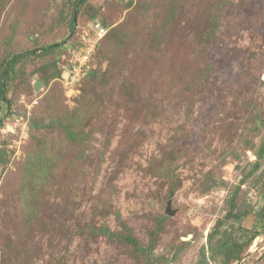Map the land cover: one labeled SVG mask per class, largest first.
Returning <instances> with one entry per match:
<instances>
[{
    "label": "rangeland",
    "instance_id": "rangeland-1",
    "mask_svg": "<svg viewBox=\"0 0 264 264\" xmlns=\"http://www.w3.org/2000/svg\"><path fill=\"white\" fill-rule=\"evenodd\" d=\"M74 1L0 0V264H264V0Z\"/></svg>",
    "mask_w": 264,
    "mask_h": 264
},
{
    "label": "trees",
    "instance_id": "trees-1",
    "mask_svg": "<svg viewBox=\"0 0 264 264\" xmlns=\"http://www.w3.org/2000/svg\"><path fill=\"white\" fill-rule=\"evenodd\" d=\"M84 0H75L74 1V12H72V17L70 20V24H69V32L71 33L73 30V27L75 26V18H74V14L77 11L78 6L83 2ZM59 43H53L44 47H40L38 48V50H41L42 53L48 52V51H52L53 48H55L56 46H58ZM37 49H27V50H23L21 52H17V53H13L10 54L2 63V67L0 69V100L4 101L7 108H10V100L7 98L6 96V89L8 86V82H9V77L11 76V73L14 70L15 65L21 61L24 58H27L31 55L36 54ZM232 202H234V198H231ZM258 218L261 219L262 221H264V203L263 206L260 208L259 212L257 213ZM233 216H238L235 215V213H233ZM239 217V216H238ZM240 218V217H239ZM257 230H254V233L249 237L248 240L244 241L243 243H238V247L239 249L233 254V257L238 259L241 258V252L244 251L248 246H249V242L253 239V237L257 234ZM124 239L131 243L134 248L139 251L142 252L144 251V248L141 247L138 244V241L132 237L131 235H126L124 237ZM232 255V253H231Z\"/></svg>",
    "mask_w": 264,
    "mask_h": 264
},
{
    "label": "built area",
    "instance_id": "built-area-1",
    "mask_svg": "<svg viewBox=\"0 0 264 264\" xmlns=\"http://www.w3.org/2000/svg\"><path fill=\"white\" fill-rule=\"evenodd\" d=\"M93 30H94L96 38L93 35L92 40L89 39L84 44V46H82L79 49L78 53L80 54L81 59L76 58V60L71 64V66L68 67L69 70H68L66 76L62 75L63 73L61 74V78H62L61 82H62V80H65L66 82H69V83L74 82L73 85H75L78 82V80L80 79L79 76H77V75L78 74H81V75L85 74V69H86L87 65L84 63V61L87 57V54H91V52L94 51V44L107 31L106 27L99 24V23L94 24ZM77 61H79V63H77ZM82 69H84V70H82Z\"/></svg>",
    "mask_w": 264,
    "mask_h": 264
},
{
    "label": "water",
    "instance_id": "water-1",
    "mask_svg": "<svg viewBox=\"0 0 264 264\" xmlns=\"http://www.w3.org/2000/svg\"><path fill=\"white\" fill-rule=\"evenodd\" d=\"M40 85H41V84H40L38 81H35V82H34V87H35V89H38ZM166 208H167V212H168V213H171V211L168 210V208H169V202H168V205H167ZM248 252H249V251H247V253H245V256L248 255ZM239 261H240V260H239Z\"/></svg>",
    "mask_w": 264,
    "mask_h": 264
},
{
    "label": "clouds",
    "instance_id": "clouds-1",
    "mask_svg": "<svg viewBox=\"0 0 264 264\" xmlns=\"http://www.w3.org/2000/svg\"><path fill=\"white\" fill-rule=\"evenodd\" d=\"M88 72V71H87ZM87 74V73H86Z\"/></svg>",
    "mask_w": 264,
    "mask_h": 264
}]
</instances>
